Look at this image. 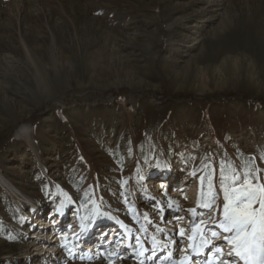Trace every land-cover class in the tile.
<instances>
[{
	"label": "rangeland",
	"instance_id": "rangeland-1",
	"mask_svg": "<svg viewBox=\"0 0 264 264\" xmlns=\"http://www.w3.org/2000/svg\"><path fill=\"white\" fill-rule=\"evenodd\" d=\"M244 179L264 0H0V264H243L220 224Z\"/></svg>",
	"mask_w": 264,
	"mask_h": 264
},
{
	"label": "snow or ice",
	"instance_id": "snow-or-ice-1",
	"mask_svg": "<svg viewBox=\"0 0 264 264\" xmlns=\"http://www.w3.org/2000/svg\"><path fill=\"white\" fill-rule=\"evenodd\" d=\"M258 193L259 211L253 207ZM224 200V218L220 227L224 232L233 233L228 243L235 255L243 264H264V187L253 189L244 179L238 186L225 189ZM198 230V226H194L193 231Z\"/></svg>",
	"mask_w": 264,
	"mask_h": 264
},
{
	"label": "bare ground",
	"instance_id": "bare-ground-1",
	"mask_svg": "<svg viewBox=\"0 0 264 264\" xmlns=\"http://www.w3.org/2000/svg\"><path fill=\"white\" fill-rule=\"evenodd\" d=\"M164 187V186H163ZM192 201H195V200H192ZM59 217V216H58ZM63 218H64V216H62V218H61V221L63 220ZM59 220H60V218H58ZM58 219H54V223H56V222H58L59 220ZM43 222H41V223H39V224H42ZM36 232V231H35ZM35 232L33 233V235H34V237H35ZM42 232V231H41ZM61 234V233H60ZM60 234H54V235H52V236H50L48 239H47V243H55V242H58V237L60 236ZM38 235V234H37ZM55 239V241H53ZM35 241H37V239H34ZM41 240V239H40ZM39 240V244L40 245H42V247H47V248H50L48 251H47V253L50 251V253H56L57 251H58V249L59 248H57V246L56 245H46V241H40ZM40 254H42V253H40ZM39 254V255H40ZM46 254V253H45ZM45 254H43V255H45ZM35 256H38V254H36Z\"/></svg>",
	"mask_w": 264,
	"mask_h": 264
},
{
	"label": "trees",
	"instance_id": "trees-1",
	"mask_svg": "<svg viewBox=\"0 0 264 264\" xmlns=\"http://www.w3.org/2000/svg\"><path fill=\"white\" fill-rule=\"evenodd\" d=\"M258 101V100H257ZM203 191V188L202 187H199V193H200V195H199V197H198V199H197V201H198V203L200 204L201 202H202V194L201 193H203L202 192ZM169 200H170V203L171 204H173L174 202H173V200H174V198H168Z\"/></svg>",
	"mask_w": 264,
	"mask_h": 264
}]
</instances>
